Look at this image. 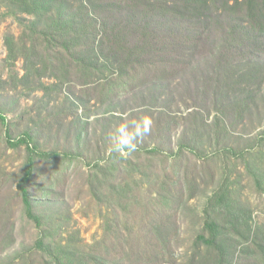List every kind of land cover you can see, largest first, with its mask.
<instances>
[{"label": "rangeland", "instance_id": "rangeland-1", "mask_svg": "<svg viewBox=\"0 0 264 264\" xmlns=\"http://www.w3.org/2000/svg\"><path fill=\"white\" fill-rule=\"evenodd\" d=\"M87 5L94 19L125 34L132 44L137 43L144 26L153 36L171 33L176 46L170 44L162 59L183 64L173 76L153 73L141 82L138 72L134 78H118L115 66L101 61L105 51L98 53L101 60L95 68L67 65L62 55L44 53L41 42L34 41L26 28L43 29L57 15H76L83 21L86 17L77 16L82 9L79 3L0 0V114L6 118L10 136L16 139L29 132L38 149L75 157L72 164L63 165L60 175L44 169L36 179L39 186L32 191L39 195L42 184L53 186L49 195L34 200L52 248L127 264L121 262V255L134 237L141 257H148L150 244L158 245L156 232L148 227L154 221L157 229L167 234L158 263L185 264L202 227L203 205L223 172L229 174L238 197L252 207L254 220L263 222L255 207L256 189L250 175L243 164L227 157L223 148L238 150L257 135H264V39L247 43V33L240 34L246 24L241 17L216 20L201 34L200 27L159 19L141 9L94 0H87ZM245 65L256 71L249 76ZM226 72L232 73L227 87L234 94L227 104L221 91ZM123 81H127L123 88L109 90L114 88L112 82ZM245 99L247 107L238 104ZM141 116L154 123L137 148H159L158 157H168L179 144L186 149L175 165L166 162V173L160 177L150 172L159 170L156 161L133 157L132 177L122 172V184L135 189V197L125 209L128 203L119 204L114 194L102 197V192L83 179L86 163L109 155L116 127L125 118ZM23 160L24 148H9L0 124V264H7L36 240V230L23 217L16 192ZM32 262L44 264L39 256Z\"/></svg>", "mask_w": 264, "mask_h": 264}, {"label": "trees", "instance_id": "trees-1", "mask_svg": "<svg viewBox=\"0 0 264 264\" xmlns=\"http://www.w3.org/2000/svg\"><path fill=\"white\" fill-rule=\"evenodd\" d=\"M23 1L24 3L27 2V0ZM75 1L82 8L77 16L86 17L85 20L82 21L76 15L71 17L57 15L43 29L26 28L34 41L41 42L44 53L62 55L64 57L62 62L66 60L67 65L78 63L81 64L80 66L84 65L89 69V67L95 68L99 64L100 57L98 53L105 51L106 57L103 56L100 60L103 63L106 62L109 66H115L118 78H134L135 72H138L137 79L139 82L151 78L153 73L155 75L163 74V78H165L168 75L167 72L173 76L174 71L181 69L182 62H170L162 59L163 53L167 51L166 49L169 48L170 44L176 46L173 43L175 37L171 33L167 32V34L162 33L153 36L147 31L148 26H144V31L140 34L137 43L132 44L125 38V34L117 32L114 28L106 27L101 21L94 19V13L89 10L87 0ZM94 1L115 3L129 10L141 9L159 19L172 18L181 23L186 22L194 27H200L201 34L207 32L210 28L209 25L212 26L216 20L220 22L224 17H229L230 21H234V18L239 19L241 17V22L246 24L243 25L240 34L247 33V43L249 41L256 44L261 42L262 38L264 39V0ZM231 30L234 31L233 28ZM236 34L231 33V35ZM197 41L195 39L196 43ZM190 42H194V40H190ZM218 65H222L220 59H218ZM167 67L171 69H167ZM244 67L247 69L246 72H249V76L256 71L252 66L245 65ZM131 72L134 73L131 74ZM231 74L226 72L224 75V91H221L223 92L222 97H224L225 104H227V99L234 95L230 91L232 88L227 87ZM157 79H160V77H157ZM119 80L121 79H118L117 82ZM126 82L123 81L117 84L112 82L114 88L109 90L123 88ZM119 92L120 90L116 93L118 97L121 95L118 94ZM109 93H112V91ZM238 104L247 107L249 102L245 99V101L242 100ZM0 124L5 128L7 146L13 149L24 148V160L16 184V192L21 202L23 217L34 226L37 233L32 246L23 249L7 264H33L32 258L35 256H39L40 260L43 259L44 264H118L117 262L109 263L106 259L97 255L87 257L77 251L67 253L65 248L61 250L52 248L50 234L43 229L42 218L36 214L34 200L49 195L53 186L42 184L39 187L42 193L38 189L41 193L39 195L34 194L32 191L39 186L36 179L45 171H48L49 174L60 175L64 169L63 165L72 164L75 157L66 153L38 149L34 145L29 132L12 139L6 124V118L1 114ZM217 126L218 124H216ZM185 149L186 146L179 144L177 150L169 154L168 157H158L159 148L136 147V150L128 155L111 152L106 159L86 163L87 175L83 180L90 186H95L99 193L102 192V197L110 198V195L114 194L118 197L119 204L120 202L121 204L123 202L128 203L123 206L126 209L129 202L135 197V189H126L122 184L124 180L122 176L123 173H128L129 177H132L131 172L135 167L132 158L143 157L149 162L156 161L155 165L159 167V170L155 168L150 172H152V175L157 173L156 175L160 177L166 173V162H171L172 166L175 165ZM223 149L227 157L243 164L246 172L250 175L256 189L255 207L260 209L259 213L263 217V222L254 220L252 207L247 201H243L238 197L233 189L229 174L223 172L216 188L206 198L203 205L202 227L195 235L192 252L187 256L185 264H264V174L261 175L264 172V135L262 133L257 135L241 149L234 150L227 147ZM123 161H125L127 167L124 166ZM133 162L135 163V161ZM140 163L146 168L143 162L140 161ZM149 167L153 168V164L149 163ZM135 172H138L137 169ZM96 196L99 199L100 196ZM124 214L126 215L125 211ZM149 225L148 227L156 232L158 245L150 244L148 248L151 249H149L151 252L148 251L146 253L148 257L144 258L140 256L142 253L140 247L136 246L134 237L129 249L122 252L124 253L121 255L122 263L131 264L136 260L133 264H159L160 256L167 245V234L162 229H157L156 222L151 221ZM124 228L127 227L124 226ZM129 233H132L133 236L136 234L133 230H130ZM156 258H158L157 261Z\"/></svg>", "mask_w": 264, "mask_h": 264}, {"label": "clouds", "instance_id": "clouds-1", "mask_svg": "<svg viewBox=\"0 0 264 264\" xmlns=\"http://www.w3.org/2000/svg\"><path fill=\"white\" fill-rule=\"evenodd\" d=\"M153 123V120L147 116L132 120L125 118L124 122L116 127L114 142L108 151L122 155H128L135 151L137 142L150 134Z\"/></svg>", "mask_w": 264, "mask_h": 264}]
</instances>
